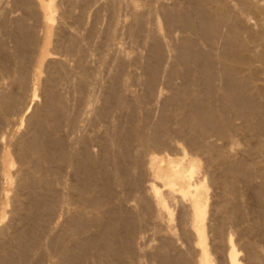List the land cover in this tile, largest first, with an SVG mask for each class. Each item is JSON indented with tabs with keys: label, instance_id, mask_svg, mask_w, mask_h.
<instances>
[{
	"label": "bare ground",
	"instance_id": "bare-ground-1",
	"mask_svg": "<svg viewBox=\"0 0 264 264\" xmlns=\"http://www.w3.org/2000/svg\"><path fill=\"white\" fill-rule=\"evenodd\" d=\"M29 1H31V0H29ZM150 1H148V2L150 3ZM234 1H236V0H234ZM252 1L251 0H238V2H239L238 4H240V5H238L236 3L237 7L241 6V8L238 7L237 10H235V8H233L235 6H231L233 4V2H232V4H230L231 3L230 0H187L188 7H186L187 8L186 12H180L179 11L178 13H176V11H175L174 15H173L172 12H170V13H172L174 22L181 21L180 24L183 25L181 27H184V29L187 31V34L191 35L189 37H185L184 39H182V37H181L182 42H180L179 46H178V42L181 41V40H179L176 43L177 47H175V50H176L177 53L174 51V55L176 53L175 57L176 58L178 57L177 65L176 66L173 65V69L171 68L172 71L168 72V74H170V77L172 78L171 80L179 78L180 81H181L180 85L176 88V90L178 91L177 95H175V96L172 95V98L168 99L167 102H166L168 107H171L170 109H173V112L170 113V111H169L168 115H165V116L163 115L161 117V119L157 121V124L154 125L153 129H151V128L150 129H146V127H143V128H145V130H147L151 134H148L146 131L144 132V130L143 131L140 130V132L142 131L141 133L140 132L139 133L137 132V134L135 133L134 137H133L132 133H130L128 131L122 130L121 133H118L120 136H119V138L117 137L118 138L117 142L119 141L120 137H123L122 138L123 142L121 143L122 148H119V150L120 149L121 150H120V152H118V154L114 152L115 154H117V156H115L116 158H115V160H114V162L112 164H109L110 160L108 158V154H109V152L111 150H113V151L116 150L117 145H115L116 147L111 146V145H113L116 142L111 143V141H110L111 144L109 145V143H108L109 146H106L107 142H106L105 146L100 145V146H102V149L100 151L101 154L99 155L97 153L98 151L97 152L91 151L92 147H94L92 145V143H94L96 140L94 139L95 141L93 142L92 141L93 139L91 140L89 137H88L89 139L86 138V136L89 133H87V135H86L81 130L82 128L80 129V131H82L85 134V137L84 138L80 137L81 139L79 141L78 140H74L75 139L74 135L71 137L73 139H69V140H68V138L65 139V137H66L65 135L63 137H62V135L59 136L61 134L60 133L61 131L59 132V130L61 129V127H63L64 124H66V126H65V128L67 127L66 129H68V128L71 129V127L72 128L76 127L74 125H75V119H77V117L76 118H74L75 116L72 117V115L75 112L71 115L70 110H69L70 107H69L68 103L66 102V98L63 96L62 93H60L61 91L60 92H58L59 90L57 91V89H58L57 86H59L60 83L57 85V83H58L57 79L56 80L53 79L55 76L53 78L50 77L53 80H55V81L52 80L54 82V85H53V87L51 85L52 89L49 90L50 92L47 91L49 93L42 94V95L45 96L44 105L41 108L42 109V113L37 115V116L34 115L35 113H33L32 116H29L30 118L28 117L29 120L30 119L33 120V122L30 120V123L33 126H32L31 130H28V133L25 132V133H27V136L23 135L20 138L19 136L17 137V135H16V138H19L16 142L15 141L13 142L11 139L7 138L6 139L7 141H5L6 143H4L3 139H4L5 136H4V132L3 131H4L5 127L10 125L9 123H7L8 121H6L8 115L11 116L10 113H14L15 116L19 115L20 118H21V115H22L21 122L26 120V119H24V117L27 115V114L25 115V113H27L28 110L30 109V107H32L31 104H33L34 103L33 100L36 99V98H34V96L36 95V90L38 89L37 86H35V87L33 86L34 87V89H33L34 91L33 92L30 91V92H32L33 98L30 99V95H29L28 96L29 97V101L28 102L25 99H23V93L22 92L24 90H26V88L29 86L27 83L32 81V80H29L31 78V77L29 78V75H28V69L29 68L26 70L27 66H26L25 63H27V62H24L25 59H26L24 56L27 55V53L25 54L24 51L26 50V47L28 48V44H27L26 47L23 46L25 48V50H23V49L21 50L18 47V44L21 42V41L19 42V40H17L19 37L15 39V40H17L19 42L16 45L17 48L20 51H23V52L19 53V55L22 53V55H20L19 59L17 57V60H19V61H17L18 62V64H16L17 66L15 68L13 67L12 70H10V67H9L8 70L10 72L8 73L7 76H5L6 74L4 76H5V78H12V82L11 81L10 82L13 85L14 84L17 85L18 88H16V89H18V92L10 93L8 91L9 93H3L2 92L0 94V110H2V112L1 111L0 112H1V114H3L0 117L2 119V120L0 119V144L2 146V148L0 147L1 148L0 149V224H3V221L5 220L4 218L6 216L10 215V214H8V212H9L8 208L11 207V205L14 206L13 208H16L15 212H13L15 214V216H17L19 218L18 220L17 219L16 220L18 221V223H19V220L21 222L19 225L16 222L17 224H15V226H17V225L20 226L22 224L23 220H28L31 223H29L27 221L28 222L27 225H24V227H22L21 229H17V230H16L15 227H14L15 230H13V228L11 227L12 228L11 232L8 230V227H6L7 225L5 226L4 225L5 223L3 224L5 226V229L2 228L1 231H0V264H39L37 258H38V255L41 253V251H40L41 249L40 248L43 245L46 244V243L44 244V243L40 242L39 237L42 236V235H40V233L44 231V230L42 231V229L46 226L45 225L46 224L45 221L47 219L50 220V214H53L52 217L54 216V212L51 213L53 208H54L55 211L59 209L55 205L62 206L63 204L60 205V203H63V202L74 203L75 205H77L76 208H78V205H80V207L78 208L79 209L78 210L79 215L77 217L74 216L75 217L74 218L73 215H71L72 212H70L69 214H66L67 213V210H66L67 208L65 209L66 213H64V214L69 215V218H68V216H67L68 219L66 218L68 220V222H65L66 219H64V221H63L64 225H66L65 230L62 233H59V234L57 233L58 234L57 236L56 235L49 236L50 238L48 240V243L46 244L47 247L45 245V247L47 248L46 250H48V251L45 250L47 253L45 251L43 252V254L46 253L47 255L45 254L46 257L43 256V258H40V259L46 258V260H47L46 264H137L138 262H136V256H137V252L139 250L137 251V248H136L134 243L135 242L138 243L139 240L141 241V238H139L138 241H136L137 239L135 240V238L137 237V236L135 237V234H138L139 231L136 233V228H135L136 226L134 224L135 223L134 220L139 218V217H137L138 215L136 216L137 218L133 217L134 220L131 219L132 222H130L129 221L130 218L125 213H123L125 211H120L118 209H115V207L112 206L113 202L110 203V201H111V198H112L113 189L115 188V187H112V186H114V185H112V178L114 177L116 179V181L120 184V183H123L128 178L129 173H131L134 169H136V168L140 169L141 168L140 169V171H141L142 167H140V166H142V164L138 163V160H140V159H137V158H139V156L141 155L140 157L143 159L142 156H144L145 154L143 155L142 153H144L145 151H147V155L149 154V156L147 158V162L145 163V165L148 166L149 171L151 170L154 179L158 178V179L162 180L161 181L162 185H160V186H162V187L164 186L166 192H165V194H163V192H161L159 185L154 183V179H153V182H152V180L149 181L147 179L149 182H151V184L144 185V186H147L146 187L147 193L149 192L148 194L151 197V199H149V200H152L151 202L154 204V206H152V207H154L159 213L164 212V215H165V216L163 215L164 218L165 217L167 218L169 216L168 212H165V209H166L165 200L168 199V198H170V199H168V201L174 200V196H173V199H171L172 197H169V196H172L171 194H174V192L178 188L177 174L178 175L179 174L183 175V178H185L187 180V186L188 187L185 188V189L180 190V196L179 195L178 196L180 197V199H182V201H183V199L185 200V199L188 198L190 200V202H191V205H189L190 203L188 205H189L190 211H191L190 215H192V217H193V225H192L193 232L191 233L190 230H189V232L191 234L194 233V235L196 237L195 248H197V251L199 252V258L197 259V263L196 264H209L208 248H207V246L205 244V232H204V219H205L206 211H207V209H206L207 208V206H206L207 203H206V200H205V202H204V200H202L203 199V195H202L203 192H205V194H207V185L205 184V182H206V179H208V177L210 178L209 180H211L212 179V175H214V177L215 176L217 177V175H218V177L220 175L222 176L221 180H219L218 177H217V180H219V182H218L219 184H217V185H219L218 188L221 190L220 191V194L222 193L221 196L223 195V200H221L222 205L219 204L222 207L221 206H218V207L216 206V207L219 208L218 212L221 211L220 208H223V209L225 208L224 210L222 209V211H226L227 210L228 213L225 212L227 214L226 215V218H227L226 220L232 219L231 221H233V222L236 221V220H240L238 218H241V216L243 214L238 216L237 215L238 214L237 211L239 210V213L243 212L242 210L244 208L243 209L241 208L240 205H242V203L240 201L244 199L243 198L244 194H247L248 197L251 199V202L253 203L252 206L254 205L258 209L257 210V214H254V212H253V214L250 215L251 217L249 215H247V216H249V220L248 221H250L251 225H253V223H259L260 227H261V224L264 225L263 224L264 223V167L261 166L262 164L261 165L257 164L258 167L255 166L256 167V168L254 167L255 170L252 168L254 165H256V162L258 163L260 161L259 158L264 153V151H263L264 150V143H262V141H261V134L262 133L264 134V132H262V131H264V121H263L264 117H261V113H262L261 107H263L264 104H263V106H260L259 105L260 103L258 104V102H257L258 100L256 99V96L259 97L258 96L259 94L260 95L262 94L264 96V87L262 85L259 87L258 86L259 83L256 85V83H257L256 81L260 80V71H261V74H264V31L262 32V29H261V31L257 30L258 32H262L263 33L262 36L258 38L259 33H257V35H255V36H257V38L256 37H253V38L249 37L248 39H243L242 38V34H240L241 31H239V30H243L244 28H246V26H248L247 23L250 22V20L247 23L245 22L247 20L245 15H247V16L252 15V14H250V12L252 13V11H254L255 8L257 7V6H255L252 3V5H254V7H255V8L253 7L254 9H252V7H251L252 5H250V2H252ZM73 2H75V1H73ZM133 2H134V0H133ZM228 2H230V3H228ZM258 2H255V4L258 3ZM160 3H161V1H160ZM174 3H175V1H174ZM53 4H54V0L48 1L49 9H50V7L52 8ZM184 4H186V3H184ZM161 5H162V3H161ZM172 5H173V3H172ZM1 6H3V4ZM36 6H37V4H36ZM85 6H86V4H85ZM157 7H159V6L157 5ZM165 7L163 6V8H165ZM261 7H263V6H261ZM73 8H75V7H73ZM171 8H173V6H171ZM109 9H110V7H109ZM165 9H163L162 13H164ZM157 10H159V9L157 8ZM257 10H259V8ZM261 10H264V8L261 9ZM71 11H72V8H71ZM166 11H168V10L166 9ZM246 12H248V14H246ZM254 14L255 13H253V15H252L253 17L255 16ZM263 14H264V12H263ZM167 15H169V14H167ZM167 15H166V18H167ZM242 15L245 16V18L241 17ZM257 15H260V14L257 13ZM142 16H144V13H142ZM163 17H165V16H163ZM170 17L171 16H169V18ZM240 17L243 18L242 21H244V19H246L244 21V23L246 24L245 27H244V23L241 21ZM259 17H258V20H260ZM83 18H85V17H83ZM93 18H95V17H93ZM145 18H147V17L145 16ZM232 18H236L237 20L234 21ZM252 18L250 17L248 19H252ZM46 19H50V16H46ZM197 19H199V22L196 21ZM98 20H96V21H98ZM148 20H150V19H148ZM171 21H173V20H171ZM261 21H262V18H261ZM136 22H137V20H136ZM170 22H169V24H172V22L171 23ZM263 22H264V19H263ZM16 23H17V21H16ZM20 23H21V21L18 22L17 24L19 25ZM258 23H260V22H258ZM175 24H178V26L180 27L179 23H174V25L172 24L173 27L171 26V29L175 28L174 27ZM20 26H21V24H20ZM249 26H251V25H249ZM22 27H24V25ZM148 27H149V31H150L151 27L150 26H148ZM17 28H18V30L19 29L21 30V27L19 28V26H18ZM158 28H160V26ZM158 28H156V29L158 30ZM177 29H179V28H177ZM146 30H148V28ZM159 30H160L159 31V33H160L161 29H159ZM180 30L179 31H175V33H178V32L180 33ZM167 31H169V30H167ZM252 31H253V29H252ZM113 33H114V31H113ZM157 33H158V31H157ZM172 33H174V32L172 31ZM182 33H184V32H181V35H183ZM8 34H9V32H8ZM10 34H11V32H10ZM105 35H106V33H105ZM156 35H158V34H156ZM169 35H171V33ZM185 35H183V37ZM193 35L198 36V40L205 39L204 41H207V43H208V49H204L203 50L200 47L201 44L199 46L198 43H197L198 42L197 39H196L197 37L194 36L195 37L194 38ZM202 35L204 36V38H202L203 37ZM4 36H6V35H4ZM24 36H26V35H24ZM27 36H28V34H27ZM112 36H111V38H112ZM165 36H167V35H165ZM243 37H244V32H243ZM157 38L159 39V37H157ZM168 38L169 37H167V39ZM217 38H219L218 40L221 41V46L220 47L217 46L218 48H215V44L217 43L215 41H216ZM246 38H247V36H246ZM30 39H32V37ZM30 39L28 38V40H27V37H25L23 39V41L27 40L28 42H30L29 41ZM106 39H108V38H106ZM27 41L26 42L24 41V42L27 43ZM159 41H160V39H159ZM254 41H256L257 44H255L256 42L254 43ZM145 42H147V41H145ZM22 43L23 42H21L20 44H22ZM25 43H23V45ZM252 43L255 44L254 46L257 45L256 46L257 48L256 47L254 48V46H252ZM163 45H165V44H163ZM168 45L169 44H167V46ZM171 46H172V48H174L173 45H171ZM168 47H170V46H168ZM172 48L170 47L171 51L173 50ZM214 48L216 49L215 50V54H214ZM18 51L17 52L14 51V52L18 53ZM70 51L72 52V50H70ZM87 51H89V50H87ZM151 51L154 52V53H152V55H154L152 57H156L158 59L161 58V57H159V53L162 52V51L159 49L158 45L154 44V50H151ZM5 52H7V51H5ZM26 52H28V50H26ZM80 52H81V50H80ZM244 52H246V53L244 54ZM82 54H83V52H82ZM15 55H18V54H15ZM0 56H2V53L0 54ZM2 58L5 59L4 57H2ZM70 58H72V57H70ZM87 58H90V57H87ZM30 59H31V57H30ZM158 59L157 60L155 59V60L160 62ZM171 59H172V57H171ZM27 60H28V58H27ZM90 60H92V59H90ZM61 61H63V60L61 59ZM256 61L262 63V64H260L261 67L258 66L261 69H257L258 67H255L254 65H252V63H256ZM1 62H3V61H1ZM4 62L6 64L7 59H5ZM4 62H3V65L5 66ZM76 63L78 64L79 62H76ZM63 65L61 63L60 66L62 67ZM88 65L90 66V64H88ZM180 65H181L182 69H180V67H179ZM257 65H258V63H257ZM4 66H2V67H4ZM25 66H26V68H25ZM6 67H8V66H6ZM64 67L66 68V66H64ZM5 68H3V69L1 68L2 70L0 69V71H1L0 73H2ZM157 68H159V67H157ZM163 68H164V66H163ZM5 70H7V68ZM5 70H4V72H6ZM8 70H7V72H8ZM67 70H71V69L67 68ZM67 70L65 71L66 72L65 75H64L65 77L69 76V74H68L69 71H67ZM60 71H61L60 75L64 73L62 70H60ZM152 71H153V68H152ZM155 71H156V69H155ZM67 74H68V76H67ZM77 75H79V74H76L75 76L77 77ZM2 76H3V74H2ZM68 78H67V80H68ZM72 78H75V77H72ZM72 78H70V79H72ZM79 78H77V80ZM168 78H169V76H168ZM32 79H34V78H32ZM58 79L66 80L63 76L58 77ZM109 80H112V79H109ZM152 80H154V79L152 78ZM80 81H82V79ZM125 81H127V79H125ZM254 81H255L254 85H256L257 88L255 86H253V87L251 86V82H252V85H253ZM36 82L37 81H35V85H36ZM116 82L118 83V81H115L114 84ZM147 83H149V82H147ZM32 84H34V83H32ZM79 84H80V82H79ZM67 85H68V83H67ZM75 85H76V83H75ZM146 85H148V84H146ZM174 85H173V87H174ZM95 86L97 87V85H95ZM102 86H104V85H102ZM117 86H119V85H117ZM121 86L123 87V85H121ZM6 87H7V85H6ZM112 87H110V88H112ZM254 87H255V89H254ZM62 88L59 87V89H61V90H62ZM68 88H69V85H68ZM70 88H72V87H70ZM134 88H136V87H134ZM151 88H153V87H151ZM170 88H171V86H170ZM96 89H98V88H96ZM91 90L95 91L93 89H91ZM118 90L116 89L115 91L117 92ZM14 91H16V90H14ZM98 91H99V89H98ZM108 91H110V90H108ZM119 91H121V90H119ZM152 91L154 92V89ZM25 92H24V94H25ZM159 92L162 93V91H160V90H159ZM76 93H77V91H76ZM91 93H93V92H91ZM114 93H112L113 97H114L113 99H118V100L120 99L122 101L123 98L121 99V97L119 96V94H121V93L118 94L119 98ZM126 93H127V91H126ZM27 94H28V92H27ZM94 94H96V93H94ZM105 94H106V92H105ZM112 94H110V97H111ZM160 94L158 93V97L157 96L156 97L159 98ZM155 95H157V94H155ZM81 96L82 95H80V97ZM99 96H98V98H99ZM105 96H104V98H105ZM24 97H27V96H24ZM85 97H86V94H85ZM260 97H259V99H260ZM98 98H97V100H98ZM125 98H126V96H125ZM144 98H142V99H144ZM166 98H168V97L166 96ZM262 99H260V100L262 101ZM22 100H25L26 103L22 102ZM90 100L93 101V99H90ZM90 100L87 99V102L90 103L91 102ZM85 101L86 100H84V102ZM147 101H148V99H147ZM123 102H125V101H123ZM148 102H151V101H148ZM76 103L77 102L75 101V104ZM107 103L108 102H105V104H107ZM109 103L106 106H109L110 105ZM111 103H113V102H111ZM125 103H127V101ZM72 104H73V102H72ZM75 104H74V106H75ZM86 104L87 103H85V107H86ZM102 104H103V100H102ZM113 105H114V103H113ZM115 105H117V104H115ZM126 105L128 106V104H126ZM82 106H83V103H82ZM88 106H89V104H88ZM122 106L123 105H121V108H122ZM1 107L3 109H1ZM115 107H117V106H115ZM79 108H81V107H79ZM109 108H111V107H109ZM121 108H120V111L122 110ZM125 108H123V109H125ZM130 108L131 107H129V109ZM102 109L103 108H101V111H102ZM106 110L107 109L105 108V111L103 110V112L106 113ZM162 110H164V109H162ZM92 111H94V110H92ZM101 111H100V113H101ZM132 111H133V109H132ZM17 112H19L21 115L19 113L16 115L15 113H17ZM95 112H96V110H95ZM76 113H78V112H76ZM82 113H84V112H82ZM98 113H99V111H98ZM128 113H130V112H128ZM263 113H264V109H263ZM106 114H109V112H107ZM137 114H138V112H137ZM78 115H80V114H78ZM101 115H103V114L101 113ZM131 115H132V113H131ZM76 116H77V114H76ZM107 116L108 115H106V118H108ZM115 117L117 118V116H115ZM14 118L15 117L12 116V120L19 122L20 118H19V120L14 119ZM17 118H18V116H17ZM142 118L144 119V117H142ZM145 118H147V117L145 116ZM78 119L81 121L80 118H78ZM111 119H110V121H111ZM170 119L174 120L172 122L175 124L174 126H176V128H177L176 132H178V134H180L179 137L182 138V140H181V138H178L179 141H183L184 144H183V142H182V144L185 147H187V146L188 147L189 146L190 147H192V146L196 147L197 146L196 147L197 149L195 148L196 151L200 149L199 150L200 152L199 151H197V152L195 151V154H197L198 156L203 158L202 160H205L204 163H206L205 166L203 167L202 171H201V173H202L201 181H200V176L197 175L199 173L198 162L195 160L196 159L195 157H192L191 155H189L191 157L188 156V152L189 151L186 152V149H188V148H184L183 146H181V149H183V150L181 151L180 157L178 159H174V158L165 159L166 157L165 158L161 157V156L157 157L156 155L152 154L155 151L157 152V150H159V149L160 150L161 149L166 150L165 147L168 146V144L166 142V140L168 139L167 135L169 134V131L171 129V126L169 127V125L167 124L166 121H168V123H169ZM237 119L241 120V121H239L240 123L239 122L235 123V121H237ZM144 120H147V119H144ZM83 121H84V119H83ZM97 121H99V120H97ZM100 121H101V119H100ZM103 121H105V120H103ZM129 121H130V119H129ZM4 122H6V125L3 126ZM63 122H64V124H63ZM82 122L81 123L79 122V123L82 124ZM119 122H121V121H119ZM145 123H146V121H145ZM22 124L20 123L21 126H22ZM96 124L98 125L99 123H96ZM89 125H91V124H89ZM148 125L145 124V126H147V127H148ZM10 126H12V125H10ZM78 126H81V125H77L76 128H78ZM131 126H133V125H131ZM99 127H100V125L98 127H96V128H99ZM15 129H18V128L15 127ZM86 129L88 130V125H87ZM86 129H83V130L85 131ZM125 129H129V128H125ZM9 130H10V128H7V130H6L8 132V135L13 134V133H9ZM11 130L14 131V129H11ZM77 130L78 129H76V134L78 133ZM17 131H19V129ZM94 131L96 132V134H99V135L101 133V132L97 133L98 131H96V130H94ZM246 131L247 132L249 131V132L257 133L256 136H258V139H259L258 142H257V147L258 148L256 147L257 151L255 149V151H256V153L258 155L259 161L257 159L256 162H251V163H254V165L252 167H250L252 164L250 166L248 164H245L246 160L243 162L241 158H240L241 161L238 160L237 162H234L235 159L234 160L231 159L230 161H228V156L225 155V154H227L225 152V150L228 149V150L231 151V150H233V148L229 149V148L224 147L223 145H219L220 149H221V146L225 148V150H222V149L220 150L219 147H217L218 145H215V143L213 144L212 142L210 143L207 140V136L210 137L212 135L213 136L217 135L219 139H223L224 141L227 140L226 142H230L229 140H231L233 138L236 139V136L237 137L239 136L238 134L242 135L243 133H246ZM116 133H117V131H116ZM162 133L164 135H162ZM15 134H17V133H15ZM248 134L250 135L251 133H248ZM248 134L246 136H248ZM149 135H151V136H149ZM174 135L175 134L173 132H171L169 136H174ZM100 136L104 137L106 135L103 133V135H100ZM111 136H113V135H111ZM254 136H255V134H254ZM11 137L13 139V135ZM94 137H96V135ZM132 137L134 138L135 141L138 142V145L136 146L137 147L136 151H134L132 149L134 151V153H132L130 151V149H131L130 147L132 146L130 144L131 143L130 141H132V140H130V139ZM166 137H167V139H166ZM251 137H253V136L250 135L249 138H251ZM96 138L100 139L101 137L100 138L96 137ZM243 138H244V136H243ZM245 138H247V137H245ZM106 139H108V138H106ZM175 139H177V138H175ZM235 139H233V141L231 140L232 142H234V144L236 142ZM99 141L101 142V140H99ZM244 142H246V141H244ZM232 144L233 143H231L230 145H232ZM103 145H104V143H103ZM247 145L249 146V143ZM10 146H12L11 147L12 150L10 149ZM110 146L113 147V148L111 149ZM133 146H135V145H133ZM177 147H179V145ZM230 147H235V146L232 145ZM177 149H179V148H177ZM192 149H194V148H192ZM235 150H237V149H235ZM113 151H111L110 154H112ZM92 152L97 153L98 155L93 154ZM191 152L192 151H190V153ZM192 154H193V152H192ZM243 155H244V153H243ZM229 156H230V158H232L231 155H229ZM110 158H112V155H111ZM163 161H166V165L161 164V163H163ZM231 161H233V162H231ZM249 161H251V160H249ZM247 163H249V162H247ZM16 164H17V166L14 167V165H16ZM62 164H64L63 166H65V168L67 170L70 169V171H71L70 173H72L73 175L76 176L77 179L72 177V178L76 179L75 180L76 182L75 181L72 182V181H69V180L66 179L67 178L66 176L69 175L70 173H68V174L66 173L67 175L65 176V173L62 170ZM202 165H204V164H202ZM110 167L112 169H110ZM138 167H140V168H138ZM14 169H15V171H14ZM151 172H149V173H151ZM149 177H150V174H149ZM68 179H69V177H68ZM129 179L130 178H128V182H129ZM133 179H134V177H133ZM140 181H142V180H140ZM241 181L245 182V185H242L244 188L240 187V184L242 183ZM255 181H257V182H255ZM125 182H127V181H125ZM209 182L210 181H207L206 183H209ZM212 182H210V183H212ZM239 182H240V184H239ZM142 184H143V182H142ZM183 184H184V182H183ZM133 185L135 187H137V190H135V192H140L141 185H139V178L138 177L135 180H133ZM212 186H214V185H212ZM60 187H62V189H65V190L64 191H59ZM219 189H218V191H219ZM131 190H133V188H131ZM11 191H13L14 193L11 194L12 193ZM60 192H62V193H60ZM75 192L79 193V196H77L78 194L76 195ZM125 193H128V192H125ZM147 193H145V194L148 195ZM166 193H168L170 195L166 196L167 198L164 200L165 197H163V196L166 195ZM21 194H23V196H21ZM145 194H143V196L139 195V194H138L139 196L138 195H136V196H138L139 203L141 205H143V209H145V211L147 212L148 209H146V198H145L146 196L144 197ZM149 196H147V198H149ZM176 196H177V194H176ZM178 196H177V199H179ZM126 198H128V197H126ZM246 198H247V196L245 197V199ZM114 199H116V198L114 197ZM118 199H120V198H117V200ZM149 200L147 201V204H149L148 203ZM127 201H128V199H127ZM248 201H250V200L248 199ZM248 201L245 200V203L246 202L248 203ZM239 202L241 203L240 205H239ZM3 203L4 204L7 203V205L8 204H11V205H8L9 207H7L5 209V207L2 206ZM104 204L107 205L106 206L107 207L106 210L103 211L101 209L103 211V212H101V214H102L101 216H103V213H104L105 217H106L104 221H100V223H98V222H94V219H92L93 223H91L92 222L91 218L89 220L86 219V218L83 219L82 216H86L87 215L85 213H87L88 211L87 212H85V211L88 210V208H87L88 206L89 207L93 206V208L95 207V208L99 209V207L101 205L104 206ZM130 204H131V202H130ZM170 204H171V202H170ZM170 204H168L169 208H171V206H169ZM121 206H122V204H121ZM147 206H150V205H147ZM178 206H179V204H178ZM178 206H176V207H178ZM124 207H125V205H124ZM126 207H129V206H126ZM238 207H240L242 210L239 209ZM60 208L62 210H64L63 208H65V206H62ZM76 208L74 209V211H76ZM93 208H91V209L93 210ZM117 208H118V206H117ZM135 208H136V206H135ZM141 208H142V206H141ZM84 209H85V211H84ZM97 209H94V212H96V214L98 213ZM21 210H23L24 212L21 213ZM72 210L73 209H71V211ZM121 210H122V208H121ZM129 210H131L130 207H129ZM152 210H154V209H152ZM240 210H241V212H240ZM248 210H247V213H252V210H250V209H248ZM12 211H14V210H12ZM12 211H10V212L12 213ZM135 211H137V210H135ZM180 211H182V210H180ZM59 212H61V211L60 210L58 211V215H59ZM62 212H64V211H62ZM129 212H133V211H129ZM211 212H213V211H211ZM90 213H92V212L90 211ZM214 213H215V211L213 212V214ZM221 213H223V212H221ZM55 214L57 215V213H55ZM129 214H131V213H129ZM137 214H139V213H137ZM244 214H245V212H244ZM159 215L160 214H158V216ZM222 215L223 214H221V216ZM161 216H162V214H161ZM161 216H159V217H161ZM184 216H185V214H184ZM184 216H183V218H184ZM221 216H220V218H222L221 219L222 222H220V221L219 222L221 224L222 223L225 224L224 223V222H226V221H224L225 220L224 219L225 215H223L222 217ZM64 217L61 216V218H64ZM88 217H89V215L87 216V218ZM6 218H8V217H6ZM61 218H60V220H62ZM244 218H246V215H244ZM244 218L242 217V220H244ZM55 219H56V216H55ZM95 220H99V219H96V217H95ZM54 221H56V220H54ZM135 221L137 222V220H135ZM244 221H247V220H244ZM47 222H49V221H47ZM60 222H62V221H60ZM138 222H139V220H138ZM138 222L136 224H138ZM177 222H178V220H177ZM207 222H208V220H207ZM184 223H185V221H184ZM226 223H229V221H227ZM25 224H26V222H25ZM180 224H181V222H180ZM93 225H95L94 228L95 227L97 228L96 231L93 228L94 231L97 232V233L95 235H90V233L92 232V230H90V228ZM189 225H191V223H189ZM2 226H0V227H2ZM51 226H53V225H51ZM166 226H167V230L169 232H171L169 224H167ZM182 226H184V225H181V227ZM214 226H216V227H214ZM47 227H50V226H47ZM63 227H61V228H63ZM181 227L178 228V229H181ZM186 227L188 228V225H185V229H187ZM211 227H212V224H211ZM213 227L214 228H212V229H214L216 231V234L221 235V231L223 230L222 226L215 224V225H213ZM256 227H257V225H256ZM17 228H19V227H17ZM234 228H235V226H234ZM253 230H254V228H253ZM250 231L254 232L255 230L252 231V228H251ZM13 232H15V233H13ZM178 232H180V231H178ZM186 232H188V229L186 230ZM223 232H224V230H223ZM259 232H261V231H259ZM48 233H50L49 230H48ZM139 233H141V232H139ZM144 233H146V232H144ZM239 233H241V232H239ZM46 234H47V232H46ZM54 234H56V233H54ZM92 234H94V233L92 232ZM251 234H254V233H251ZM259 235L264 236L263 233H259ZM208 237H209V235H208ZM224 237L226 238V236H224ZM44 238H45V235H44ZM187 238H188V235H187ZM46 239H47V237H46ZM46 239H44V240H46ZM154 239H155V237H154ZM217 239H218V237L216 238V240L214 238V241H216L215 242L216 243L215 252H216V250H218L219 253H220L221 251L224 250L223 248L225 246L226 255L225 256L222 255L223 257H226L225 262H227V264H240L239 263V258L240 257H239V250H238V248L240 246H238V248L236 247V245L234 243V240L232 239L231 234L228 236L226 242L224 241L225 239L224 240L222 239V237H220L218 240ZM44 240H43V242H45ZM149 241H148V243H149ZM188 241L190 242V240H188ZM209 241H210V239H209ZM222 241L224 243H222ZM253 241L254 240H252V242H250V243L248 241L247 243H249L251 245V243H253ZM40 243L43 244V245L40 246L41 245ZM178 243H180V242H178ZM220 244L221 245L223 244V247L220 246ZM143 245L145 246V244H143ZM159 245L157 246L158 248L156 250H154V253L152 255H154L156 257L155 259H157V257L160 259V264H191L188 261V258H189V257H187L188 253H185V252L178 253L177 252V254H175L174 256L173 255L171 256L168 253V251H167L168 250V248H167L168 244L165 243L164 245L162 244V246H159ZM245 246H248V245L246 244ZM252 246H253V244H252ZM252 246L249 247V248L247 247L246 249H243V250L246 251L245 257L248 258V261L254 262V264H264V256H261L260 254L258 255L257 254L258 251L256 252V248L255 249L253 248L255 246H253V247ZM241 247H242V245H241ZM241 247L239 249H241ZM43 248H42V250H43ZM141 248H143V247H141ZM89 250L90 251L92 250L91 254L88 253ZM184 250H185V248H184ZM143 251H144V249L142 250V252ZM218 251H217V254H218ZM139 252H141V251H139ZM225 252H224V254H225ZM147 253H149L148 250H147ZM88 254H90V255H88ZM145 254H146V252H145ZM213 254H211V255H213ZM221 254H223V253H221ZM40 255H42V254H40ZM139 255H140V253H139ZM142 255H144V254H142ZM150 255L151 254H148V256H150ZM192 255H191V258L193 257ZM144 256H146V255H144ZM154 256H152V257H154ZM214 256L216 257V255H214ZM215 257H214V259H215ZM223 257H221V258H223ZM145 259H147V256H146ZM149 259H151V258H149ZM145 261H142V262H145ZM139 262H140V259H139ZM155 263H156V261H155ZM157 264H158V261H157ZM224 264H226V263H224Z\"/></svg>",
	"mask_w": 264,
	"mask_h": 264
},
{
	"label": "rangeland",
	"instance_id": "rangeland-1",
	"mask_svg": "<svg viewBox=\"0 0 264 264\" xmlns=\"http://www.w3.org/2000/svg\"><path fill=\"white\" fill-rule=\"evenodd\" d=\"M34 1V2H33ZM48 1H50V0H31V1H27V0H0V52L2 53V56H0L1 58V60H0V67L3 69V68H5L6 66H8V67H6L7 68V70L9 69V67H10V70H12V68L14 67H16L17 65L16 64H18V62L17 61H19V60H17V57H18V59L20 58V55H22V53L19 55V53L20 52H23V51H20L19 49H23V50H25V48L24 47H26L27 46V44H28V48L26 47V50H28V52H26V50L24 51L25 52V54L27 53V55H25L24 57L26 58L25 59V61L24 62H27V63H25L26 64V66H27V68H26V66H25V68H26V70L28 69V75H29V80H32L31 82H28L27 84L29 85H27L28 87L26 88V90H24L22 93H23V99H25L27 102L29 101V95H30V99H32L33 98V96H32V92L34 91L33 89H34V87L35 86H37V90H36V95L34 96V98H36L35 100H33L34 101V103L33 104H31L32 105V107H30V109L28 110V112L27 113H25V117H24V119H26V120H24V121H22L21 122V118H22V115L19 113V112H17V113H15L16 115L19 113L20 115H21V118H20V116L19 115H17L18 116V118H17V116H15L14 115V113H10V115L11 116H9L8 115V117H7V120L6 121H8L7 123H9L10 125H12V126H7V127H5L4 128V136L6 137H4V143H6L5 141H7L6 139L7 138H9V139H11L13 142L15 141H17L19 138H16V135H17V137L19 136L20 138L23 136V135H26L27 136V133H28V130H31L32 129V124L30 123V120L33 122V120L32 119H28V117L29 116H32L33 115V113H35L34 115H39V114H41L42 113V107H43V105H44V100H45V96L44 95H42V94H45V93H49L50 91L49 90H51L52 89V87H53V85H54V82L53 81H55L56 79H57V85L59 84V86H57L58 87V89H57V91L58 92H60V93H62L63 94V96L66 98V102L68 103V105H69V110H70V113H71V115L75 112H78V113H76L77 114V116H76V114L74 113L73 115H72V117L73 116H75L74 118H76L77 117V119L78 118H80L81 119V121L78 119H75V125L74 126H76L77 127V125H81V126H78V128H72L71 127V129L70 128H68V129H66L65 128V126H66V124H64V122H63V127H61V129L59 130V132L61 133H59L60 135L59 136H61L62 135V137L65 135L66 137H65V139H67L68 138V140L69 139H73V138H71L73 135L75 136L74 138V140H80L81 138H84L85 137V134L87 135V133H89L87 136H86V138H90L94 143H92V145L94 146V147H92V150L91 151H94V152H97L99 155L101 154L100 153V151H101V149H102V146H105V144H106V142H107V144H106V146H109L111 143H114V142H116V143H114L113 145H111V146H113V147H116L115 145H117V147H116V150H111V151H113L112 152V154H110L111 153V151L109 152V154H108V158H109V160H110V162H109V164H112L113 162H114V160H115V156H117V154H118V152H120V150H119V148H122V146H121V143L123 142V137H120V139H119V143L117 142V140H118V138H119V134L118 133H121V131L122 130H124V131H128V132H130V133H132V135H133V137H134V134L136 133L137 134V132L139 133L140 132V130H144V132L146 131L148 134H151V133H149L147 130H145V128H143V127H146V129H153V127H154V125L155 124H157V121L158 120H160L161 119V117L164 115H168V113H169V111H170V113H172L173 112V109H170L171 107H168V105L166 104V102H167V100L168 99H170V98H172V95L173 96H175V95H177V93H178V91L176 90V88L180 85V83H181V81H180V79L179 78H176V79H174V80H171L172 78L170 77V74H168V72H171L172 71V69H173V65L174 66H176L177 65V61H178V57L176 58L175 56H176V50H175V47H177V42L179 41V40H181V37H182V39H184L185 37H189V36H191L190 34L188 35L187 34V31L184 29V27H181V26H183V25H181L180 23H181V21H179V22H174V19H173V16H172V13H173V15H174V13H175V11H176V13H178L179 11L180 12H186L187 11V8L186 7H188V4H187V0H134V2H133V0H54V4H53V6H52V8L50 7V9H49V7H48ZM73 1H75V2H73ZM95 1V2H94ZM114 1V2H113ZM131 1V2H130ZM148 1H150V3L148 2ZM160 1H161V3H162V5H161V3H160ZM164 1V2H163ZM174 1H175V3H174ZM185 1V2H184ZM252 1V0H251ZM260 3H259V2ZM70 2V3H69ZM138 4H137V3ZM140 2V3H139ZM153 2V3H152ZM169 2V3H168ZM183 2V3H182ZM231 2V3H230ZM230 2H228V3H230V4H232V2H233V4L231 5V6H235V7H233V8H235V10H237V8L238 7H240L241 8V6H238L237 7V4L239 3L238 2V0H236V1H232V0H230ZM255 2H258V3H256L255 4ZM26 3V4H25ZM89 5H88V4ZM160 3V4H159ZM172 3H173V5H172ZM178 3V4H177ZM184 3H186V4H184ZM235 3V4H234ZM237 3V4H236ZM252 3L255 5V6H257L256 8L258 9L259 8V10H257L255 7H254V5H252ZM3 4V6H1ZM14 4V5H13ZM20 4V5H19ZM29 4V5H28ZM36 4H37V6H36ZM73 4V5H72ZM85 4H86V6H85ZM127 4V5H126ZM141 4V5H140ZM184 4V5H183ZM259 4V5H258ZM264 0H253L252 2H250V5H252L251 7H252V9H254L255 8V10L254 11H252V13L250 12V14H252L253 15V13H255L254 15V17L252 16V15H250V16H247V15H245L246 16V19H244V21L247 23L249 20H250V22H248L247 24H248V26H246V24L244 23V21H242L243 20V18H245V16H241V17H243V18H241L240 17V19H241V21L244 23V27L246 26V28H244L243 30H239V31H241V33L240 34H242V38L243 39H248L249 37L250 38H253V37H256L257 38V36H255V35H257V33H259V35H258V38L259 37H261L262 36V32L264 31L263 29V27H264V22H263V19H264V14H263V12H264V10H261V9H263L264 8ZM44 5V6H43ZM61 5V6H60ZM157 5L159 6V7H157ZM161 5V6H160ZM167 5V6H166ZM186 5V6H185ZM238 5H240V4H238ZM12 6V7H11ZM31 6V7H30ZM83 6V7H82ZM90 6V7H89ZM163 6L169 11H166V9L165 8H163ZM171 6H173V8L175 9H173V8H171ZM261 6H263V7H261ZM8 7V8H7ZM14 7V8H13ZM27 7V8H26ZM59 7V8H58ZM73 7H75V8H73ZM82 7V8H81ZM109 7H110V9H109ZM151 7V8H150ZM254 7V8H253ZM261 7V8H260ZM71 8H72V11H71ZM157 8L159 9V10H157ZM171 10H170V9ZM184 8V9H183ZM239 8V9H240ZM7 9V10H6ZM29 9V10H28ZM34 9V10H33ZM49 9V10H48ZM99 9V10H98ZM116 9V10H115ZM141 9V10H140ZM146 9V10H145ZM149 9V10H148ZM163 9H165V11H164V13H162L163 12ZM28 10V11H27ZM65 10V11H64ZM67 10V11H66ZM130 10V11H129ZM156 10V11H155ZM173 10V11H172ZM185 10V11H184ZM94 11V12H93ZM111 11V12H110ZM158 11V12H157ZM258 14H260V15H257V13ZM261 11V12H260ZM44 12V13H43ZM48 12V13H47ZM67 12V13H66ZM90 12V13H89ZM110 12V13H109ZM146 12V13H145ZM152 14H151V13ZM160 12V13H159ZM168 12V13H167ZM170 12H172V13H170ZM5 13V14H4ZM86 13V14H85ZM96 13V14H95ZM108 13V14H107ZM116 13V14H115ZM142 13H144V16H142ZM45 14V15H44ZM50 14V15H49ZM124 14V15H123ZM150 14V15H149ZM154 14V15H153ZM167 14H169V15H167ZM246 14H248V12H246ZM8 15V16H7ZM91 15V16H90ZM149 17H148V16ZM165 16V17H163V16ZM166 15H167V18H166ZM257 15V16H256ZM263 15V16H262ZM45 16V17H44ZM46 16H50V19H46ZM62 16V17H61ZM124 16V17H123ZM145 16L147 17V18H145ZM155 16V17H154ZM169 16H171L170 18H169ZM260 16V17H259ZM83 17H85V18H83ZM93 17H95V18H93ZM127 17V18H126ZM252 18V19H248V18ZM258 17L260 18V20H258ZM24 18V19H23ZM30 18V19H29ZM80 18V19H79ZM92 18V19H91ZM124 18V19H123ZM152 18V19H151ZM162 18V19H161ZM197 18V17H196ZM261 18H262V21H261ZM12 19V20H11ZM98 20V21H96V20ZM137 20V22H136V20ZM148 19H150V20H148ZM234 21H236L237 19L236 18H232ZM255 19V20H254ZM2 20V21H1ZM11 20V21H10ZM94 20V21H93ZM148 20V21H147ZM159 20V21H158ZM161 20V21H160ZM169 20V21H168ZM171 20H173V21H171ZM255 22H254V21ZM16 21H17V23L18 22H20L21 21V26H20V24L18 25L17 23H16ZM47 21V22H46ZM87 21V22H86ZM114 21V22H113ZM116 21V22H115ZM172 22V24L174 25V23H179V25H180V27L178 26V24H175V28H172L171 29V26H172V24H169V22ZM197 22H199V19H197L196 20ZM77 22V23H76ZM86 22V23H85ZM123 22V23H122ZM159 22V23H158ZM170 22V23H171ZM174 22V23H173ZM258 22H260V23H258ZM7 23V24H6ZM11 23V24H10ZM81 23V24H80ZM88 23V24H87ZM94 23V24H93ZM96 23V24H95ZM122 23V24H121ZM157 23V24H156ZM80 24V25H79ZM155 26H154V25ZM159 24V25H158ZM263 24V25H262ZM16 25V26H15ZM24 25V27H22ZM83 25V26H82ZM178 27H177V26ZM249 25H251V26H249ZM262 25V26H261ZM10 26V27H9ZM15 26V27H14ZM19 26V28L21 27V30L19 29L18 30V27ZM145 26V27H144ZM147 26V27H146ZM148 26H150L151 27V29H150V31H149V27ZM160 26V28H158ZM162 26V27H161ZM165 26V27H164ZM254 26V27H253ZM154 27V28H153ZM173 27V26H172ZM17 28V29H16ZM35 28V29H34ZM135 28V29H134ZM148 28V30H146V29ZM156 28H158V30L156 29ZM163 28V29H162ZM167 28V29H166ZM170 28V29H169ZM177 28H179V29H177ZM30 29V30H29ZM109 29V30H108ZM159 29H161V32L159 33ZM181 29V30H180ZM183 29V30H182ZM251 29V30H250ZM252 29H253V31H252ZM255 29V30H254ZM261 29H262V32H258V31H261ZM3 30V31H2ZM14 30V31H13ZM17 30V31H16ZM111 30V31H110ZM135 30V31H134ZM167 30H169V31H167ZM180 30V33L178 32V33H175V31H179ZM246 30V31H245ZM258 30V31H257ZM32 31V32H31ZM113 31H114V33H113ZM157 31H158V33H157ZM172 31L174 32V33H172ZM244 32V37H243V32ZM8 32H9V34H8ZM10 32H11V34H10ZM181 32H184V33H182L183 35H185L184 37H183V35H181ZM186 32V33H185ZM253 32V33H252ZM14 33V34H13ZM23 33V34H22ZM105 33H106V35H105ZM154 33V34H153ZM164 33V34H163ZM171 33V35H169ZM256 33V34H255ZM19 34V35H18ZM21 34V35H20ZM27 34H28V36H27ZM115 34V35H114ZM147 34V35H146ZM152 36H151V35ZM156 34H158V35H156ZM4 35H6V36H4ZM24 35H26V36H23ZM33 35V36H32ZM110 35V36H109ZM113 35V36H112ZM165 35H167V36H165ZM178 35V36H177ZM247 36V38H246V36ZM251 35V36H250ZM253 35V36H252ZM15 36V37H14ZM22 38H21V37ZM111 36H112V38H111ZM172 36V37H171ZM197 37L196 39H197V43H198V45L200 46V44H201V48L204 50V49H208V43H207V41H204L205 39H202V40H198V36H196V35H193V37ZM203 36V35H202ZM19 37V38H18ZM25 37H27V40H28V38L30 39L31 37H32V39H30L29 41L30 42H28L27 40H24L25 42L27 41V43H25L24 41H23V39L25 38ZM89 37V38H88ZM157 37H159V39H160V41H159V39L157 38ZM163 37V38H162ZM167 37H169L168 39H167ZM178 37V38H177ZM194 37V38H195ZM16 38H18L17 40H19V42L21 41V42H23V43H25L24 45H23V43L22 44H20L17 40H15ZM22 40H21V39ZM87 38V39H86ZM106 38H108V39H106ZM172 38V39H171ZM202 38H204V36L202 37ZM11 39V40H10ZM36 39V40H35ZM81 39V40H80ZM146 39V40H145ZM177 39V40H176ZM219 38H217L216 39V41L215 42H217L216 44H215V48H218L217 46H221V41L220 40H218ZM84 40V41H83ZM143 40V41H142ZM167 40V41H166ZM12 41V42H11ZM16 41V42H15ZM65 41V42H64ZM88 41V42H87ZM145 41H147V42H145ZM158 41V42H157ZM200 41V42H199ZM80 42V43H79ZM162 42V43H161ZM168 42V43H167ZM180 42H182V40L181 41H179L178 42V46L180 45ZM220 42V43H219ZM256 41H254V43H255ZM2 43V44H1ZM19 43V44H18ZM31 43V44H30ZM86 43V44H85ZM90 43V44H89ZM146 43V44H145ZM18 44V47H19V49L17 48V45ZM65 44V45H64ZM82 44V45H81ZM84 44V45H83ZM153 44V45H152ZM154 44H156V45H158V47H159V49L162 51V52H160L159 53V57H161L160 59H158V58H156V57H152V56H154V55H152V53H154V52H152L151 50H154ZM163 44H165V45H163ZM167 44H169L168 46H170L171 48H172V46L171 45H173V47L174 48H172L173 50L171 51V49H170V47H168L167 46ZM206 46H205V45ZM220 44V45H219ZM255 44H257V42L255 43ZM255 44H253L252 43V46H254ZM2 45V46H1ZM21 47H20V46ZM146 45V46H145ZM203 45V46H202ZM24 46V47H23ZM257 46V45H256ZM256 46H254V48L256 47ZM23 47V48H22ZM3 48V49H2ZM69 48V49H68ZM214 48V54H215V49ZM257 48V47H256ZM6 49V50H5ZM19 51H18V50ZM89 50V51H87V50ZM70 50H72V52L70 51ZM80 50H81V52H80ZM83 50V51H82ZM86 50V51H85ZM169 50V51H168ZM4 51V52H3ZM5 51H7V52H5ZM17 52L18 51V53H15V52ZM65 53H64V52ZM174 51L176 52L175 53V55H174ZM10 52V53H9ZM35 52V53H34ZM75 52V53H74ZM82 52H83V54H82ZM89 52V53H88ZM217 52V51H216ZM0 53V54H1ZM14 53V54H13ZM72 53V54H71ZM81 53V54H80ZM246 52H244V54H245ZM6 54V55H5ZM15 54H18V55H15ZM31 54V55H30ZM69 54V55H68ZM71 54V55H70ZM148 54V55H147ZM169 54V55H168ZM9 55V56H8ZM64 55V56H63ZM66 55V56H65ZM81 55V56H80ZM166 55V56H165ZM28 56V57H27ZM36 56V57H35ZM63 56V57H62ZM86 56V57H85ZM2 57H4L5 59H7V62H6V64H5V59H3ZM30 57H31V59H30ZM68 57V58H67ZM70 57H72V58H70ZM87 57H90V58H87ZM165 57V58H164ZM169 57V58H168ZM171 57H172V59H171ZM175 57V58H174ZM27 58H28V60H27ZM83 58V59H82ZM86 58V59H85ZM154 58V59H153ZM11 59V60H10ZM61 59L63 60V61H61ZM69 59V60H68ZM90 59H92V60H90ZM116 59V60H115ZM158 59L160 62H158V61H156V60ZM14 60V61H13ZM27 60V61H26ZM71 60V61H70ZM81 60V61H80ZM85 60V61H84ZM1 61H3L4 62V64H5V66L3 65V62H1ZM53 61V62H52ZM91 61V62H90ZM162 61V62H161ZM9 62V63H8ZM14 62V63H13ZM72 62V63H71ZM76 62H79L78 64L76 63ZM86 62V63H85ZM88 62V63H87ZM255 62V61H254ZM60 63V64H59ZM61 63H62V67L60 66L61 65ZM84 63V64H83ZM160 63V64H159ZM257 63H258V65H257ZM88 64H90V66L88 65ZM171 64V65H170ZM257 66H256V65ZM260 64H262V63H260V62H258V61H256V63H252V65H254L255 67H261L260 66ZM31 65V66H30ZM129 65V66H128ZM158 65V66H157ZM160 65V66H159ZM2 66H4V67H2ZM64 66H66V68L64 67ZM97 66V67H96ZM121 66V67H120ZM125 66V67H124ZM163 66H164V68H163ZM172 66V67H171ZM263 66V65H262ZM77 67V68H76ZM102 67V68H101ZM123 67V68H122ZM156 67V68H155ZM157 67H159V68H157ZM170 67V68H169ZM180 67V69H182V67H181V65L179 66ZM257 68V69H261V68ZM0 68V69H1ZM5 68V69H6ZM62 68V69H61ZM67 68H70L71 70H67ZM90 68V69H89ZM152 68H153V71H152ZM164 70H163V69ZM168 68V69H167ZM172 68V69H171ZM1 69V70H2ZM4 69V70H5ZM31 69V70H30ZM38 69V70H37ZM62 70L64 73L63 74H61L60 75V73H61V71L60 70ZM85 71H84V70ZM132 69V70H131ZM155 69H156V71H155ZM160 69V70H159ZM171 69V70H170ZM4 70H3V72H4ZM7 70H5L6 72H2V73H0V94L3 92V93H16V92H18V89H16V88H18L17 87V85H13L11 82H12V78H5V76H7L8 75V73L10 72L9 70H8V72H7ZM34 70V71H33ZM37 70V71H36ZM69 71L68 72V74H69V76H68V74H67V76L69 77H65L64 75H65V71ZM75 70V71H74ZM101 70V71H100ZM103 70V71H102ZM120 70V71H119ZM60 71V72H59ZM79 71V72H78ZM88 71V72H87ZM122 71V72H121ZM1 72V71H0ZM77 72V73H76ZM93 72V73H92ZM115 72V73H114ZM121 72V73H120ZM107 73V74H106ZM131 73V74H130ZM134 73V74H133ZM136 73V74H135ZM148 73V74H147ZM2 74H3V76H2ZM6 74V75H5ZM72 74V75H71ZM76 74H79V75H77V77L75 76ZM87 74V75H86ZM111 74V75H110ZM126 74V75H125ZM165 76H164V75ZM5 75V76H4ZM59 75V76H58ZM71 75V76H70ZM89 75V76H88ZM120 75V76H119ZM137 75V76H136ZM153 75V76H152ZM55 76V77H54ZM60 76H63L66 80H64V79H62V80H60V79H58V77H60ZM98 76V77H97ZM126 76V77H125ZM134 76V77H133ZM150 76V77H149ZM167 76V77H166ZM168 76H169V78H168ZM50 77H54L53 79H55V80H53L52 78H50ZM72 77H75V78H72ZM82 79V81H80L81 79ZM96 77V78H95ZM115 77V78H114ZM32 78H34V79H32ZM67 78H68V80H67ZM70 78H72V79H70ZM77 78H79L78 80H77ZM98 78V79H97ZM118 80H117V79ZM124 78V79H123ZM137 78V79H136ZM152 78L154 79V80H152ZM11 79V80H10ZM70 79V80H69ZM86 79V80H85ZM105 79V80H104ZM109 79H112V80H109ZM125 79H127V81H125ZM148 79V80H147ZM28 80V81H29ZM51 80V81H50ZM53 80V81H52ZM64 80V81H63ZM76 80V81H75ZM97 80V81H96ZM102 80V81H101ZM165 80V81H164ZM171 80V81H170ZM179 80V81H178ZM11 81V82H10ZM34 81V82H33ZM35 81H37L36 82V85H35ZM49 81V82H48ZM62 83H61V82ZM71 81V82H70ZM113 81V82H112ZM115 81H118V83L116 82L115 84H114V82ZM146 81V82H145ZM155 81V82H154ZM259 81V82H258ZM53 82V83H52ZM64 82V83H63ZM78 82V83H77ZM79 82H80V84H79ZM91 82V83H90ZM97 82V83H96ZM110 82V83H109ZM120 82V83H119ZM138 82V83H137ZM147 82H149V83H147ZM170 82V83H169ZM172 82V83H171ZM257 83H256V85L258 84V86L260 87L261 85L264 87V74H261V71H260V80H257L256 81ZM32 83H34V84H32ZM51 83V84H50ZM67 83H68V85H69V88H68V85H67ZM70 83V84H69ZM75 83H76V85H75ZM90 83V84H89ZM93 83V84H92ZM106 83V84H105ZM113 83V84H112ZM130 83V84H129ZM141 83V84H140ZM154 85H153V84ZM178 83V84H177ZM64 84V85H63ZM123 85V87L121 86V85ZM146 84H148V85H146ZM175 84V85H174ZM255 84V81L253 82V85H252V82H251V86L253 87V86H255L256 87V85H254ZM6 85H7V87H6ZM32 85V86H31ZM50 87H49V86ZM51 85H52V87H51ZM64 87H63V86ZM86 85V86H85ZM95 85H97V87L95 86ZM102 85H104V86H102ZM114 85V86H113ZM116 85V86H115ZM117 85H119V86H117ZM128 85V86H127ZM173 85H174V87H173ZM34 86V87H33ZM63 88H62V87ZM74 86V87H73ZM113 86V87H112ZM125 86V87H124ZM133 86V87H132ZM142 86V87H141ZM156 86V87H155ZM170 86H171V88H170ZM32 87V88H31ZM59 87L60 88H62V90L61 89H59ZM70 87H72V88H70ZM79 87V88H78ZM90 87V88H89ZM98 88L99 89V91H98V89H96V88ZM110 87H112V88H110ZM127 87V88H126ZM134 87H136V88H134ZM145 87V88H144ZM151 87H153V88H151ZM255 87H254V89H255ZM89 88V89H88ZM118 90H121V91H115L116 89ZM121 88V89H120ZM124 88V89H123ZM160 88V89H159ZM257 88V87H256ZM30 89V90H29ZM74 89V90H73ZM89 91H88V90ZM91 89H93V90H95V91H92ZM114 89V90H113ZM154 89V92L152 91ZM14 90H16V91H14ZM80 90V91H79ZM108 90H110V91H108ZM159 90L160 91H162V93L161 92H159ZM9 91V92H8ZM13 91V92H12ZM26 91V92H25ZM30 91H32V92H30ZM47 91H49V92H47ZM69 91V92H68ZM71 91V92H70ZM74 91V92H73ZM76 91H77V93H76ZM87 91V92H86ZM112 91V92H111ZM123 91V92H122ZM126 91H127V93H126ZM145 91V92H144ZM157 91V92H156ZM24 92H25V94H24ZM27 92H28V94H27ZM91 92H93V93H91ZM101 94H99V93ZM105 92H106V94H105ZM115 92V93H114ZM122 92V93H121ZM125 92V93H124ZM136 92V93H135ZM154 94H153V93ZM31 93V94H30ZM38 93V94H37ZM70 95H69V94ZM73 93V94H72ZM82 93V94H81ZM90 93V94H89ZM94 93H96V94H94ZM112 94V93H114L115 95H117V97L119 98V96L121 97V99H122V101L119 99H113L114 97H113V94L111 95V97H110V94ZM119 93H121V94H119ZM139 93V94H138ZM148 95H147V94ZM158 93L161 95H159V98H157L158 97ZM72 94V95H71ZM79 96H78V95ZM85 94H86V97H85ZM94 94V95H93ZM100 96H99V95ZM109 94V95H108ZM118 94H119V96H118ZM123 94V95H122ZM136 94V95H135ZM146 94V95H145ZM155 94H157V95H155ZM80 95H82L81 97H80ZM92 95V96H91ZM106 95V96H105ZM122 95V96H121ZM141 95V96H140ZM144 95V96H143ZM153 95V96H152ZM24 96H27V97H24ZM42 96V97H41ZM98 96H99V98H98ZM104 96H105V98H104ZM109 96V97H108ZM125 96H126V98H125ZM157 96V97H156ZM166 96L168 97V98H166ZM259 97H260V99H262V101L259 99V97H257L256 96V99L258 100L257 102H258V104L260 105V106H263V104H264V96L261 94H259L258 95ZM69 97V98H68ZM79 97V98H78ZM91 97V98H90ZM96 99H95V98ZM146 99H145V98ZM41 98V99H40ZM43 98V99H42ZM74 98V99H73ZM84 98V99H83ZM93 99V101H91L90 99ZM97 98H98V100H97ZM101 98V99H100ZM111 100H110V99ZM139 98V99H138ZM142 98H144V99H142ZM81 99V100H80ZM87 99L88 100H90L91 102V104L90 103H88L87 102ZM142 99V100H141ZM147 99H148V101H151V102H148L147 101ZM25 100H22V102H24V103H26V101ZM84 100H86L85 102H84ZM102 100H103V104H102ZM107 100V101H106ZM110 100V101H109ZM75 101L77 102L76 104H75ZM98 101V102H97ZM123 101H127V103H125V102H123ZM131 101V102H130ZM72 102H73V104H72ZM94 102V103H93ZM105 102H110L109 104V106H106L107 104H105ZM111 102H113L114 103V105H113V103H111ZM120 102V103H119ZM155 102V103H154ZM158 102V103H157ZM262 102V103H261ZM71 103V104H70ZM82 103H83V106H82ZM85 103H87L86 104V107H85ZM161 103V104H160ZM74 104H75V106H74ZM88 104H89V106H88ZM115 104H117V105H115ZM119 104V105H118ZM126 104H128V106L126 105ZM135 104V105H134ZM139 104V105H138ZM92 105V106H91ZM114 107H113V106ZM121 105H123L122 106V108H121ZM2 106V105H1ZM74 106V107H73ZM81 107V108H79V107ZM95 106V107H94ZM105 106V107H104ZM115 106H117V107H115ZM120 106V107H119ZM126 108H125V107ZM72 107V108H71ZM89 107V108H88ZM109 107H111V108H109ZM129 107H131L130 109H129ZM136 107V108H135ZM35 108V109H34ZM75 110H74V109ZM101 108H103L102 109V111H101ZM105 108L108 110H106V113L107 112H109V114H106L105 112H103V110L105 111ZM113 108V109H112ZM117 108V109H116ZM120 108L122 109L121 111H120ZM123 108H125V109H123ZM128 108V109H127ZM150 108V109H149ZM264 109V106L263 107H261V110H262V113H261V117H264V113H263V109ZM1 109H3L2 107H1ZM72 109V110H71ZM87 109V110H86ZM111 109V110H110ZM132 109H133V111H132ZM162 109H164V110H162ZM37 112H36V111ZM77 110V111H76ZM84 110V111H83ZM92 110H94V111H92ZM95 110H96V112H95ZM99 111V113H98V111ZM113 110V111H112ZM128 110V111H127ZM130 110V111H129ZM135 110V111H134ZM1 112H2V110H0ZM40 111V112H39ZM100 111H101V113L103 114V115H101V113H100ZM115 111V112H114ZM123 111V112H122ZM132 111V112H131ZM146 111V112H145ZM165 111V112H164ZM1 112H0V117L3 115V114H1ZM81 112V113H80ZM82 112H84V113H82ZM90 112V113H89ZM114 112V113H113ZM128 112H130V113H128ZM137 112H138V114H137ZM98 113V114H97ZM112 113V114H111ZM118 113V114H117ZM131 113H132V115H131ZM146 113V114H145ZM13 114V115H12ZM78 114H80V115H78ZM87 114V115H86ZM115 114V115H114ZM121 114V115H120ZM106 115H108L107 117L108 118H106ZM119 115V116H118ZM172 115V114H171ZM7 116V115H6ZM12 116L13 117H15L14 119H17V120H19V118H20V120H19V122L22 124V126L20 125V123L18 122V121H14V120H12ZM80 116V117H79ZM82 116V117H81ZM115 116H117V118L115 117ZM128 116V117H127ZM137 116V117H136ZM144 117V119H147V120H144L142 117ZM145 116L147 117V118H145ZM85 117V118H84ZM87 117V118H86ZM101 117V118H100ZM155 117V118H154ZM30 118V117H29ZM90 118V119H89ZM112 118V119H111ZM114 118V119H113ZM120 118V119H119ZM138 118V119H137ZM234 118V117H233ZM1 119V118H0ZM83 119H84V121H83ZM95 119V120H94ZM100 119H101V121H100ZM110 119H111V121H110ZM129 119H130V121H129ZM263 119V118H262ZM2 120V119H1ZM97 120H99V121H97ZM103 120H105V121H103ZM117 120V121H116ZM132 120V121H131ZM144 120V121H143ZM150 120V121H149ZM154 120V121H153ZM83 121V122H82ZM86 121V122H85ZM88 121V122H87ZM96 121V122H95ZM103 121V122H102ZM109 121V122H108ZM115 121V122H114ZM119 121H121V122H119ZM134 121V122H133ZM141 121V122H140ZM143 121V122H142ZM145 121H146V123H145ZM152 121V122H151ZM172 121H174L173 119H170L169 120V123H168V121H166L167 122V124L169 125V127L171 126V129H170V131H169V134L167 135L168 136V139H167V137H166V142H167V144H168V146L167 147H165V149L166 150H164V149H159V150H157V152L155 151V152H153L152 154H154V155H156L157 157H159V156H161V157H166L165 159H168V158H174V159H178L179 157H180V154H181V151L183 150V149H181V146H183L184 148H188V149H186V152H188V156L189 155H191L192 157H195L196 159V161L198 162V166H199V173L197 174L198 176H200V181H201V177H202V173H201V171H202V169H203V167L205 166V164L206 163H204V161L205 160H202L203 158H201L200 156H198L197 154H195V151H196V147L194 146H192V147H185L183 144H184V142L183 141H179V139L178 138H181V137H179V135L180 134H178V132H176V126H174L175 124L172 122ZM239 121H241V120H239V119H237V121H235V123H238ZM263 121H264V119H263ZM82 122V124H80V123ZM85 122V123H84ZM92 122V123H91ZM95 122V123H94ZM119 122V123H118ZM84 123V124H83ZM96 123H99L98 125L96 124ZM101 123V124H100ZM103 123V124H102ZM121 123V124H120ZM125 123V124H124ZM131 123V124H130ZM240 123V122H239ZM89 124H91V125H89ZM105 124V125H104ZM113 126H112V125ZM123 124V125H122ZM145 124H149L148 125V127L147 126H145ZM4 125H6V122H4L3 123V126ZM87 125H88V130L86 129L87 128ZM95 125V126H94ZM100 125V127L99 128H96V127H98ZM102 125V126H101ZM108 125V126H107ZM116 127H115V126ZM130 125V126H129ZM131 125H133V126H131ZM14 126V127H13ZM84 126V127H83ZM86 126V127H85ZM138 126V127H137ZM15 127H17L18 129H19V131H17L18 129H15ZM111 127V128H110ZM114 127V128H113ZM133 127V128H132ZM7 128H10V130H9V133H13V134H11V135H8V132L6 131L7 130ZM82 128V129H81ZM92 128V129H91ZM101 128V129H100ZM118 128V129H117ZM121 128V129H120ZM125 128H129V129H125ZM137 128V129H136ZM11 129H14V131L13 130H11ZM70 129V130H69ZM76 129H78L77 130V134H76ZM80 129L85 133H83L82 131H80ZM83 129H86L85 131L83 130ZM98 129V130H97ZM94 130H96V131H98L97 133H100V135H103V133L107 136H104V137H102V136H100L99 134H96V132L94 131ZM131 130V131H130ZM134 130V131H133ZM139 130V131H138ZM89 131V132H88ZM93 131V132H92ZM108 131V132H107ZM116 131H117V133H116ZM119 131V132H118ZM136 131V132H135ZM141 131V132H142ZM151 131V130H150ZM25 132H27V133H25ZM64 134H63V133ZM74 132V133H73ZM140 132V133H141ZM152 132V131H151ZM171 132H173L175 135L174 136H169L170 135V133ZM262 132H264V131H262ZM15 133H17V134H15ZM80 133V134H79ZM116 135H115V134ZM146 133V134H147ZM243 133V132H242ZM241 133V134H242ZM248 133H251L250 135H252L253 137H251V138H249L250 137V135L248 134ZM113 135V136H111V135ZM248 134V136H246ZM254 134H255V136H254ZM256 134L257 133H255V132H247L246 131V133H243L242 135L244 136V138H243V136L242 135H240V134H238L239 136L237 137L236 136V139L235 138H233V139H235V144L237 145H235L234 144V142H232L233 141V139H231V140H229L230 142H226V141H224L223 139H219L218 138V136L217 135H212V136H210V137H208L207 136V140L211 143H215V145H218L217 147H219V145H223L224 147H226V148H229V149H232L233 148V150H225V148L224 147H222L221 146V149L222 150H225V152L227 153V154H225L226 156H228V161H230L231 159H235V161L234 162H237L238 160H240V158L242 159V161L244 162L245 160V164H248L250 167H252L253 165H254V163H251V162H256L257 161V159H258V155H257V153H256V151H257V149H256V147H257V142H258V136H256ZM13 135V139H12V136ZM21 135V136H20ZM84 135V136H83ZM96 135V137H101L100 139H98V138H96V137H94ZM109 135V136H108ZM118 135V136H117ZM162 135H164L163 133H162ZM264 134L262 133L261 134V141H262V143H264V136H263ZM79 136V137H78ZM115 136V137H114ZM123 136V135H122ZM149 136H151V135H149ZM241 136V137H240ZM78 137V138H77ZM81 137V138H80ZM108 138V139H106V138ZM118 137V138H117ZM131 138L130 140H132V141H130L129 143L132 145H130L131 147V149H130V151L132 152V153H134V151H136V146L138 145V142L137 141H135L134 140V138ZM245 137H247V138H245ZM88 138V139H89ZM103 138V139H102ZM117 138V139H116ZM175 138H177V139H175ZM218 140H217V139ZM241 138V139H240ZM243 138V139H242ZM257 138V139H256ZM8 139V140H9ZM16 139V140H15ZM95 139V140H94ZM98 140V141H97ZM99 140H101V142L99 141ZM107 140V141H106ZM116 140V141H115ZM134 140V141H133ZM177 140V141H176ZM181 140H182V138H181ZM249 142H248V141ZM257 140V141H256ZM109 141V142H108ZM110 141H111V143H110ZM218 141V142H217ZM221 141V142H220ZM244 141H246V142H244ZM77 142V141H76ZM104 143V145H103V143ZM134 142V143H133ZM170 142V143H169ZM182 142H183V144H182ZM225 142V143H224ZM249 143V146L247 145L248 143ZM99 143V144H98ZM108 143H109V145H108ZM219 143V144H218ZM224 143V144H223ZM231 143H233L232 145L233 146H235V147H230V146H232V145H230ZM238 143V144H237ZM75 144V143H74ZM120 144V145H119ZM100 145H102V146H100ZM119 145V146H118ZM133 145H135V146H133ZM179 145V147H177ZM230 145V146H229ZM256 145V146H255ZM110 146V148L112 149L113 147H111ZM244 146V147H243ZM0 147L2 148V146H1V144H0ZM11 147L12 146H10V149H11ZM182 147V148H183ZM0 148V149H1ZM98 148V149H97ZM100 148V149H99ZM164 148V147H163ZM177 148H179V149H177ZM192 148H196L195 150L194 149H192ZM224 148V149H223ZM258 148V147H257ZM97 149V150H96ZM134 151H133V150ZM199 149V148H198ZM219 149H220V147H219ZM220 149V150H221ZM235 149H237V150H235ZM240 149V150H239ZM255 149H256V151H255ZM12 150V149H11ZM164 152H163V151ZM200 150V149H199ZM199 150H197V151H199ZM248 150V151H247ZM145 151V150H144ZM143 151V152H144ZM190 151H192L193 152V154H192V152L190 153ZM196 151V152H197ZM264 151V150H263ZM94 152H92L93 154H96V155H98L97 153H94ZM117 153V154H115V153ZM200 152V151H199ZM198 152V153H199ZM249 152V153H248ZM234 153V154H233ZM243 153H244V155H243ZM246 153V154H245ZM115 154V155H114ZM144 156H142L143 157V159L139 156V158H137V159H140V160H138V163L139 164H142V166H140V167H142V170L140 171V167H138V168H140V169H134L131 173H129V176H128V178H130L129 179V182H128V178L125 180V181H127V182H123V183H118L117 181H116V179L113 177L112 178V185H114V186H112V187H115L114 189H113V194H112V198H111V201H110V203L111 202H113V204H112V206L113 207H115V209H118V210H120V211H125V212H123V213H125L130 219H129V221L130 222H132V220H134L133 219V217L134 218H137V217H139V218H137V219H135V220H137V222H138V220H139V222H138V224H136L137 222L134 220V224H135V228H136V233L139 231V232H141V233H139L138 232V234H135V240L136 241H138L139 240V238H141V241L139 240L138 241V243L137 242H135L134 244H135V246H136V248H137V251L139 250V251H141V252H137V256H136V262H138L137 264H157V261H158V264H160V259L157 257V259H155L156 257L154 256V255H152L153 253H154V250H156L158 247V245L159 246H162V244L164 245L165 243L166 244H168V253L172 256H174L175 254H177V252L178 253H180V252H185V253H188V256L187 257H189L188 258V261L191 263V264H196L197 263V259L199 258V252L197 251V248H195V243H196V237H195V235H194V233L193 234H191L192 232H193V230H192V225H193V217H192V215H190L191 214V211H190V207H189V205H191V202H190V200L187 198V199H183V201H182V199H180V190H182V189H185V188H187L188 186H187V180L185 179V178H183V175H178L177 174V178H178V188H177V190L174 192V194H171L172 196H169L170 194H168V193H166V195H164L163 197H165L164 198V200L167 198L166 196H169V197H172L171 199H173V196H174V200H170V201H168V199H170V198H168V199H166L165 200V203H166V209H165V212H168V214H169V216L166 218H164L163 217V215H164V212H162V213H159L154 207H152V206H154V204L151 202L152 200H149V199H151V197L149 196V192L147 193V189H146V187L147 186H144V185H149V184H151V182H149V181H151L152 180V182H153V175H152V172H151V170L149 171V169H148V166L147 165H145V163L147 162V158H148V156H149V154L147 155V151H145L144 153H142ZM170 154V155H169ZM234 156H233V155ZM256 154V155H255ZM111 155H112V158H110L111 157ZM229 155H231L232 156V158H230V156ZM247 155V156H246ZM249 155V156H248ZM136 156V155H135ZM191 156H189V157H191ZM114 157V158H113ZM234 157V158H233ZM249 157V158H248ZM252 157V158H251ZM239 158V159H238ZM244 158V159H243ZM259 159H260V161H259ZM258 159V163L256 162V165H254L252 168L255 170V166H257L258 167V165L260 164H262L261 166L262 167H264V153L261 155V157ZM249 160H251V161H249ZM112 161V162H111ZM241 161V160H240ZM231 162H233V161H231ZM247 162H249V163H247ZM161 164H163V165H166V161H163V163H161ZM202 164H204V165H202ZM258 164V165H257ZM64 164H62V170H63V172L65 173V176L68 174V173H70L71 171H70V169L69 170H67L66 168H65V166H63ZM15 166H17V164L16 165H14V167ZM147 166V167H146ZM64 167V168H63ZM202 167V168H201ZM255 167V168H254ZM110 169H112L111 167H110ZM67 170V171H66ZM148 170V171H147ZM14 171H15V169H14ZM69 171V172H68ZM134 172V173H133ZM143 172V173H142ZM148 172V173H147ZM149 172H151V173H149ZM67 173V174H66ZM136 173V174H135ZM141 174V175H140ZM149 174H150V177H149ZM201 174V175H200ZM239 174V173H238ZM143 175V176H142ZM220 175V174H219ZM71 176V177H70ZM221 176V175H220ZM218 177V175H217V177H218V179L219 180H221L222 179V176L221 177ZM240 176V175H239ZM67 178V180H69V181H72V182H74L77 178H76V176L75 175H73L72 173H70L69 175H67L66 176ZM68 177H69V179H68ZM72 177H74V178H76V179H74V178H72ZM133 177H134V179H133ZM139 178V185H141V187H140V192H135V190H137V187H135L134 185H133V180H135L136 178ZM144 177V178H143ZM208 177V176H207ZM217 177L215 176L214 177V175H212V179L211 180H209L210 178L208 177V179H206V182L207 181H210V182H212V183H206L205 182V184L207 185V194H205V192H203V199L202 200H204V202H205V200H206V206H207V211H206V216H205V219H204V232H205V244H206V246H207V248H208V256H209V264H224V263H226L227 264V262H225V260H226V257H223V256H225L226 255V250H225V246H224V250L223 251H221L220 253H219V251L218 250H216V252H215V245H216V241H214V238H215V240H216V238L218 237V239L220 238V237H222V239L226 242V240H227V238H228V236L231 234V236H232V239L234 240V243H235V245H236V247L238 248V246H240L241 247V245H242V247H241V249H239L238 248V250H239V263L240 264H254V262H252V261H248V258L247 257H245V253H246V251L245 250H243V249H246L247 247L249 248V247H251L252 246V244H253V246H255V247H253L254 249L256 248V252H257V254L259 255H261V256H264V236H262V235H259V233H263L264 234V225H262L261 224V227H260V225H259V223H253V225H251V223H250V221H248L249 220V216L250 215H252L253 214V212H254V214H257V207L256 206H252V202H251V199L248 197V195L247 194H244V196L246 197L247 196V198L245 199V197L243 196V200H241L240 202L242 203V205H240L241 203L239 202V205L241 206V208L243 209H241L240 207H238L239 209H241L243 212H241V210H240V212L241 213H239V210L237 211L238 212V216H240V215H242L241 216V218H238V219H240V220H236V221H231L232 219H228V220H226L227 218H226V213L225 212H227V210L226 211H222V209L223 208H220V210L221 211H219L218 212V209L219 208H217L218 206H221L222 205V202H221V200H223V195L221 196V194H220V189L218 188V186L219 185H217V184H219L218 182H219V180H217ZM71 178V179H70ZM215 178V179H214ZM224 178V177H223ZM73 179V180H72ZM146 179V180H145ZM149 181H148V180ZM183 179V180H182ZM258 179V178H257ZM140 180H142V181H140ZM184 182V184H183V182ZM259 180V179H258ZM132 181V182H131ZM149 183H148V182ZM156 181V182H155ZM162 180H160V179H158V178H156V179H154V183L155 184H157V185H159V187H160V190H161V192H163V194H165V192H166V190H165V187L163 186H160V185H162V182H161ZM76 182V181H75ZM131 182V183H130ZM142 182H143V184H142ZM145 182V183H144ZM159 182V183H158ZM242 182V181H241ZM255 182H257V181H255ZM118 185H117V184ZM127 185H126V184ZM130 183V184H129ZM161 183V184H160ZM244 183V184H243ZM125 184V185H124ZM180 184V185H179ZM239 184H240V182H239ZM238 184V185H239ZM132 185V186H131ZM212 185H214V186H212ZM242 185H245V182L243 181L241 184H240V187H242V188H244ZM131 186V187H130ZM127 187V188H126ZM135 187V188H134ZM215 187V188H214ZM127 190H126V189ZM131 188H133V190H131ZM214 188V189H213ZM246 188V187H245ZM164 189V190H163ZM218 189H219V191H218ZM65 189H62V187H60V190L59 191H64ZM116 191V192H115ZM121 191V192H120ZM123 191V192H122ZM12 192V193H11ZM10 193L11 194H13L14 192L13 191H11ZM125 192H128V193H125ZM244 192V191H243ZM9 193V194H10ZM60 193H62V192H60ZM115 193V194H114ZM137 193V194H136ZM145 193H147L148 195H146ZM75 194L77 195V196H79V193H77V192H75ZM126 194V195H125ZM142 195L143 196V194H145L144 195V197L146 198V209H148L147 210V212L145 211V209H143V205H141L140 203H139V201H138V196H136V195ZM176 194H177V196L179 197V199H177V196H176ZM117 195V196H116ZM121 195V196H120ZM220 195V196H219ZM21 196H23V194H21ZM116 198V199H114V197ZM124 196V197H123ZM147 196H149V198H147ZM122 197V198H121ZM126 197H128V198H126ZM117 198H120V199H118L117 200ZM130 198V199H129ZM127 199H128V201H127ZM177 199V200H176ZM248 199L250 200V201H248ZM115 200V201H114ZM117 200V201H116ZM132 200V201H131ZM149 200V204H147V201ZM177 202H176V201ZM212 200V201H211ZM245 200H247L248 201V203L246 202L245 203ZM127 201V202H126ZM169 203H168V202ZM173 201V202H172ZM182 201V202H181ZM122 202V203H121ZM130 202H131V204H130ZM170 202H171V204H170ZM215 202V203H214ZM66 202H63V203H60V205H62V206H65V208H63L64 210H62L60 207H62V206H57V205H55L56 207H58L57 209L58 210H54V208H53V210L51 211V213H53L54 212V216L52 217V215L53 214H50V220L49 219H47L45 222H46V226L42 229V231L44 232H41L40 233V235H42V236H40L39 237V240H40V242L41 243H48V240H49V236H53V235H58L59 233H62L64 230H65V227H66V225H64V223H63V221H64V219H66L67 218V216H68V218H69V215H66V214H69L70 212H72L71 213V215H73V217L75 216V217H77L78 215H79V213H78V208L80 207V205H78V208H76V206L77 205H75L74 203H66ZM119 203V204H118ZM153 205H152V204ZM190 203V204H189ZM212 203V204H211ZM217 203V204H216ZM121 204H122V206H121ZM128 204V205H127ZM134 204V205H133ZM168 204H170L169 206H171V208H169L168 207ZM176 204V205H175ZM178 204H179V206H178ZM182 204V205H181ZM189 204V205H188ZM219 204H221V205H219ZM247 204V205H246ZM250 204V205H249ZM8 205H11V204H8ZM7 205V203H3L2 204V206H4L5 207V209L7 208V207H9ZM71 207H70V206ZM124 205H125V207L126 206H129L130 207V209L131 210H129V207H124ZM132 205V206H131ZM142 206V208H141V206ZM147 205H150V206H147ZM175 205V206H174ZM238 205V206H239ZM70 208H69V207ZM107 205L106 204H104V206L103 205H101L100 207H99V209H97V208H93V206L92 207H87L88 208V210H86L85 211V209H84V211L85 212H87V213H85V214H87L86 216H82L83 217V219H90L91 218V220L92 219H94V222H98V223H100V221H104L105 220V214L103 213V216H101L102 214H101V212H103L104 210H106L107 209V207H106ZM117 206H118V208H117ZM121 206V207H120ZM135 206H136V208H135ZM176 206H178V207H176ZM212 206V207H211ZM217 206V207H216ZM14 206H12L11 205V207H9L8 208V210H9V212H8V214H10L9 216H6V217H8V218H4L5 220L3 221V224L6 226V227H8V230L11 232V229L13 228V230H15V228H16V230L17 229H21L22 227H24V225H27L28 224V222L29 223H31L30 221H28V220H23V222H22V226L20 225V226H18L21 222H20V220H19V223H18V217L17 216H15V214L13 213V212H15V210H16V208H13ZM82 207V206H81ZM151 207V208H150ZM183 207V208H182ZM217 209H216V208ZM222 207V206H221ZM253 207V208H252ZM67 208V209H66ZM76 208V211H74V209ZM86 208V209H87ZM90 208V209H89ZM91 208H93V210L91 209ZM121 208H122V210H121ZM215 208V209H214ZM247 208V209H246ZM252 208V209H251ZM65 209L67 210V213H66V211H65ZM71 209H73L72 211H71ZM94 209H97V214H96V212H94ZM103 211H102V210ZM126 209V210H125ZM152 209H154V210H152ZM225 209V208H224ZM223 209V210H224ZM248 209H250V210H252V213H247V210ZM7 210V211H8ZM12 210H14V211H12ZM61 211V212H59V215H58V211ZM135 210H137V211H135ZM144 212H143V211ZM156 210V211H155ZM180 210H182V211H180ZM10 211H12V213L10 212ZM26 211V210H25ZM62 211H64V212H62ZM90 211L92 212V213H90ZM96 211V210H95ZM129 211H133V212H129ZM210 211V212H209ZM211 211H215V213L213 214V212H211ZM249 211V210H248ZM24 211L23 210H21V213H23ZM94 212V213H93ZM218 212V213H217ZM221 212H223V213H221ZM244 212H245V214H244ZM250 212V211H249ZM55 213H57V215L55 214ZM63 213V214H62ZM64 213H66V214H64ZM74 213V214H73ZM129 213H131V214H129ZM137 213H139V214H137ZM146 213V214H145ZM150 213V214H149ZM189 213V214H188ZM228 213V212H227ZM7 214V215H8ZM91 214V215H90ZM100 216H99V215ZM124 214V215H125ZM144 214V215H143ZM158 214H160L159 216H161V214H162V218L161 217H159L158 216ZM182 214V215H181ZM184 214H185V216H184ZM221 214H223V215H225L224 217V221H229V223H226V222H224L225 224H221L220 222H222V218H220V216H221ZM89 215V217L87 218V216ZM97 215V216H96ZM138 215V216H137ZM140 215V216H139ZM142 215V216H141ZM222 215V216H223ZM244 215H246V218H244ZM247 215H249V216H247ZM55 216H56V219H55ZM61 216L62 217H64V218H61ZM137 216V217H136ZM154 216V217H153ZM165 216V215H164ZM180 216V217H179ZM183 216H184V218H183ZM211 216V217H210ZM221 216V217H222ZM10 217V218H9ZM12 217V218H11ZM15 219H14V218ZM74 217V218H75ZM95 217H96V219H99V220H95ZM142 217V218H141ZM144 217V218H143ZM146 217V218H145ZM188 219H186V218ZM242 217L244 218V220H247V221H244V220H242ZM251 217V216H250ZM54 218V219H53ZM60 218L62 219V220H60ZM67 218V219H68ZM103 218V219H102ZM181 218V219H180ZM183 218V219H182ZM17 219V220H16ZM65 220V222H68V220ZM101 219V220H100ZM132 219V220H131ZM162 219V220H161ZM186 219V220H185ZM217 219V220H216ZM54 220H56V221H54ZM177 220H178V222H177ZM207 220H208V222H207ZM212 220V221H211ZM234 220V219H233ZM28 221V222H27ZM47 221H49V222H47ZM58 221V222H57ZM60 221H62V222H60ZM184 221H185V223H184ZM191 221V222H190ZM220 221V222H219ZM232 223H231V222ZM18 223V225L17 226H15V224H17ZM25 222H26V224H25ZM44 222V223H45ZM57 222V223H56ZM180 222H181V224H180ZM187 222V223H186ZM216 224V225H221L222 226V228H223V230H224V232H223V230L221 231V235H219V234H216V231L214 230V229H212V228H214V227H216V226H214L213 227V225H215L214 223ZM247 222V223H246ZM2 223V222H1ZM12 223V224H11ZM24 223V224H23ZM51 223V224H50ZM55 223V224H54ZM91 223H93V220H92V222ZM147 223V224H146ZM154 223V224H153ZM184 223V224H183ZM189 223H191V225H189ZM3 224H0V226H2ZM11 224V225H10ZM59 224V225H58ZM153 224V225H152ZM167 224H169V227H170V229H171V232H169L168 230H167ZM176 224V225H175ZM210 224V225H209ZM211 224H212V227H211ZM243 224V225H242ZM264 224V223H263ZM2 226V227H0V231H1V229L3 228V229H5V226ZM14 225V226H13ZM51 225H53V226H51ZM165 225V226H164ZM175 225V226H174ZM181 225H184V226H182L181 227ZM185 225H188V232H186V230L187 229H185ZM241 225V226H240ZM251 225V226H250ZM256 225H257V227H256ZM47 226H50V227H47ZM64 226V227H63ZM94 226L95 225H93L91 228H90V230H92V232L94 233V234H92V232L90 233V235H95L97 232H95L96 230H97V228L95 227L94 228ZM149 226V227H148ZM153 228H152V227ZM157 226V227H156ZM234 226H235V228H234ZM248 226V227H247ZM250 226V227H249ZM12 227V228H11ZM15 227V228H14ZM17 227H19V228H17ZM53 227V228H52ZM55 227V228H54ZM58 227V228H57ZM61 227H63V228H61ZM181 227V229H178V228H180ZM47 230H46V229ZM57 228V229H56ZM95 229V231H94V229ZM146 228V229H145ZM190 228V229H189ZM221 228V229H222ZM251 228H252V231H254V232H251L250 230H251ZM253 228H254V230H253ZM55 229V230H54ZM148 229V230H147ZM150 229V230H149ZM241 229V230H240ZM250 229V230H249ZM261 229V230H260ZM12 230V231H13ZM48 230H49V232L50 233H48ZM152 230V231H151ZM175 230V231H174ZM189 230L191 231V233L189 232ZM243 230V231H242ZM248 230V231H247ZM57 231V232H56ZM59 231V232H58ZM61 231V232H60ZM89 231V230H88ZM178 231H180V232H178ZM212 231V232H211ZM214 231V232H213ZM231 231V232H230ZM259 231H261V232H259ZM263 231V232H262ZM46 232H47V234H46ZM52 232V233H51ZM90 232V231H89ZM144 232H146V233H144ZM223 232V233H222ZM239 232H241V233H239ZM243 232V233H242ZM248 232V233H247ZM13 233H15V232H13ZM54 233H56V234H54ZM58 233V234H57ZM154 233V234H153ZM180 233V234H179ZM188 235V238H187V235ZM230 233V234H229ZM251 233H254V234H251ZM12 234V233H11ZM140 234V235H139ZM149 234V235H148ZM44 235H45V238H44ZM145 235V236H144ZM175 235V236H174ZM177 235V236H176ZM190 235V236H189ZM208 235H209V237H208ZM141 236V237H140ZM212 236V237H211ZM224 236H226V238L224 237ZM44 239H46V237H47V239L46 240H44ZM143 237V238H142ZM152 237V238H151ZM154 237H155V239H154ZM177 237V238H176ZM190 237V238H189ZM42 238V239H41ZM146 238V239H145ZM148 238V239H147ZM158 238V239H157ZM179 238V239H178ZM190 240V242L187 240ZM212 238V239H211ZM209 239H210V241H209ZM217 239V240H218ZM240 239V240H239ZM259 239V240H258ZM43 240L45 241V242H43ZM150 240V241H149ZM174 240V241H173ZM189 242H187V241ZM193 240V241H192ZM239 240V241H238ZM252 240H254L253 241V243H251V245L249 244L250 242H252ZM148 241H149V243H148ZM162 241V242H161ZM249 241V243H247ZM259 241V242H258ZM263 241V242H262ZM178 242H180V243H178ZM40 243V244H41ZM73 243V242H72ZM137 243V244H136ZM140 243V244H139ZM145 244V246L143 245V244ZM192 245H191V244ZM212 243V244H211ZM215 243V244H214ZM222 243H224L223 241H222ZM255 243V244H254ZM258 243V244H257ZM45 244V245H46ZM142 244V245H141ZM148 246H147V245ZM158 244V245H157ZM177 244V245H176ZM179 244V245H178ZM241 244V245H240ZM248 245V246H245V245ZM43 244H41L40 246H42ZM45 245H43L40 249V251H41V253L40 254H42V255H38V262H39V264H46L47 263V260H46V258H44V259H40V258H43V256H45L46 257V251H48V250H46L47 248V245H46V247H45ZM218 245V244H217ZM225 245V244H224ZM250 245V246H249ZM147 246V247H146ZM154 246V247H153ZM156 246V247H155ZM193 248H192V247ZM220 246H222L223 247V244L221 245L220 244ZM260 246V247H259ZM44 247V248H43ZM141 247H143V248H141ZM189 247V248H188ZM42 248H43V250H42ZM153 248V249H152ZM166 248V249H167ZM184 248H185V250H184ZM192 248V249H191ZM213 248V249H212ZM259 248V249H258ZM144 249V251L146 252V254H145V252L143 251L142 252V250ZM179 249V250H178ZM183 249V250H182ZM191 249V250H190ZM46 250V251H45ZM147 250H148V252L149 253H147ZM178 250V251H177ZM214 250V251H213ZM46 252L45 254H43V252ZM176 251V252H175ZM211 251V252H210ZM217 251H218V254H217ZM91 252H92V250L90 251L89 250V252L88 253H90L91 254ZM152 252V253H151ZM224 252H225V254H224ZM262 252V253H261ZM49 253V252H48ZM139 253H140V255H139ZM214 253V254H213ZM216 253V254H215ZM221 253H223V254H221ZM90 254H88V255H90ZM142 254H144V255H146L147 256V259H145L146 258V256H144V255H142ZM148 254H151L150 256H148ZM193 254V255H192ZM211 254H213V255H211ZM263 254V255H262ZM191 255L193 256L192 258H191ZM214 255H216V257L214 256ZM223 255V256H222ZM141 256V257H140ZM144 256V257H143ZM152 256H154V257H152ZM214 257H215V259H214ZM221 257H223V258H221ZM140 259V262H139V259ZM144 258V259H143ZM149 258H151V259H149ZM154 258V259H153ZM247 258V259H246ZM217 259V260H216ZM42 260V261H41ZM44 260V261H43ZM46 260V261H45ZM138 260V261H137ZM145 261V262H142V261ZM149 260V261H148ZM156 261V263H155V261ZM195 260V261H194ZM222 261V262H221ZM42 262V263H41ZM142 262V263H141Z\"/></svg>",
	"mask_w": 264,
	"mask_h": 264
}]
</instances>
